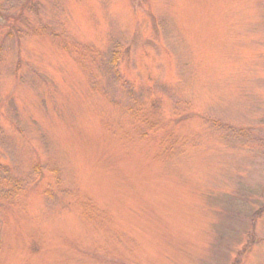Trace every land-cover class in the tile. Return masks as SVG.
I'll list each match as a JSON object with an SVG mask.
<instances>
[{
  "label": "rangeland",
  "instance_id": "374dc122",
  "mask_svg": "<svg viewBox=\"0 0 264 264\" xmlns=\"http://www.w3.org/2000/svg\"><path fill=\"white\" fill-rule=\"evenodd\" d=\"M0 264H264V0H0Z\"/></svg>",
  "mask_w": 264,
  "mask_h": 264
}]
</instances>
